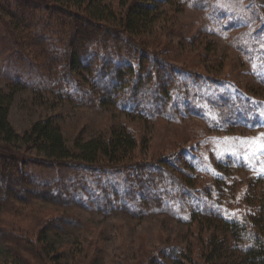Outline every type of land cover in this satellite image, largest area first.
<instances>
[{
  "label": "rangeland",
  "instance_id": "rangeland-1",
  "mask_svg": "<svg viewBox=\"0 0 264 264\" xmlns=\"http://www.w3.org/2000/svg\"><path fill=\"white\" fill-rule=\"evenodd\" d=\"M96 1L121 11L120 0ZM58 4L0 0L9 126L23 135L51 119L68 148L124 127L136 143L124 162L147 166H57L31 148L11 150L25 159L34 195L20 192L0 213V264H15L9 252L39 264V233L54 227L47 240L60 264H173L185 255L205 264L215 231L201 222L247 223L264 187V0H162L148 35L129 43L135 50L94 44L77 74L53 65L84 13L67 16ZM126 68L134 75L118 78Z\"/></svg>",
  "mask_w": 264,
  "mask_h": 264
},
{
  "label": "trees",
  "instance_id": "trees-1",
  "mask_svg": "<svg viewBox=\"0 0 264 264\" xmlns=\"http://www.w3.org/2000/svg\"><path fill=\"white\" fill-rule=\"evenodd\" d=\"M55 1L59 3L56 9L62 14L73 17V13L70 11L71 8L80 9L84 13L83 19L78 20L81 23L78 21L77 24L74 22L69 23L68 29L69 31L71 30L72 34H70V38L67 41L68 51H66L65 59L61 58L59 60L57 58L53 65V67L60 66L61 68L62 64L67 63L69 72L73 71L77 74L81 69V56L87 54L89 48L94 44L105 45V42H109L108 40L111 39H115L125 45L130 42L133 44L137 38L148 35V31H151L154 26L159 2L162 0H156L157 2L154 0L156 3L152 0H131V2L130 0H120L118 5L121 11L117 15L113 12V9L102 6L96 0ZM52 6L57 5L53 4ZM15 30L17 31V28ZM18 33L23 34L22 32ZM140 40L142 43L145 41V39ZM129 46L132 50H135L133 48L135 45L131 46L129 44ZM141 56L159 59L158 61L164 67L169 66V64L162 62L153 52L142 50ZM170 67L174 71L181 70L177 65ZM124 72L134 75L130 68H126L124 71H118L117 77L122 78ZM170 82H173V79ZM123 87L126 89L128 84L121 86L122 89ZM163 88L161 92L165 94L167 89L164 85ZM12 97V93L5 95L0 92V149L6 151V153L3 151H1L3 153H0V213L4 207L6 208L11 204V200L18 199L19 201L22 197L19 195L20 192L24 194L23 198L34 195L30 191L31 184L27 181L23 171L26 165L25 159L20 161L19 157L15 155L16 153L10 152L22 146L33 149L44 158L46 163L57 166L75 164L92 170L95 168H109L137 171L147 166L124 162L136 149L134 138L124 127L113 129L109 135L100 134L98 137L86 142H76L72 148L66 147L59 128L51 119L36 122L23 135L16 134L9 126L7 119ZM167 159L169 160L170 157ZM186 182L191 186L189 180H186ZM263 189L264 187L261 190L262 192H259L261 196L257 205H253L249 202L251 200H248L251 207L248 210L249 219L247 218V223L233 220L214 222L208 219L201 222L202 226H207L208 229L211 228L215 231L212 233L208 249H204L202 252L201 257L205 260V264H264ZM47 195L51 194L47 192L41 197H46ZM57 229V227H54L39 233V243L42 245V250H44L42 255L45 257L37 259L39 264H60L62 260H65L49 245L47 240L48 231H56ZM217 233L222 235V237L218 238ZM4 240L3 236V243ZM228 240L231 241V245ZM50 252H52V257H49ZM15 253L9 252L15 264H34L26 258L22 259L18 252ZM185 260H190V255H185L184 259L174 261L173 264H186Z\"/></svg>",
  "mask_w": 264,
  "mask_h": 264
}]
</instances>
